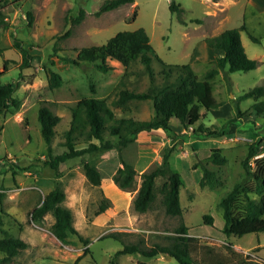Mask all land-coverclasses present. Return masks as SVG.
Here are the masks:
<instances>
[{
    "label": "rangeland",
    "instance_id": "1",
    "mask_svg": "<svg viewBox=\"0 0 264 264\" xmlns=\"http://www.w3.org/2000/svg\"><path fill=\"white\" fill-rule=\"evenodd\" d=\"M170 1L133 0L98 14L104 0H0V20L7 24L0 25V47L4 48L0 68L7 66L1 81L15 84V95L20 101L18 108L0 114V236L7 233L27 242L26 248L0 264H179L167 254L115 255L122 248V241L104 235L119 231L124 242L169 244L181 223L196 238L189 246L196 264H240L247 254L253 260L257 255L264 259V231L225 235L222 209L218 206L219 199L237 182L252 190L251 198L259 199L253 191L256 180L245 171L242 162L251 143L260 138V147L264 144V117L252 109V104L262 97H238L256 85H264V0H173L184 10V23L169 9ZM241 25L246 28L240 30L242 45L249 57L259 61L258 66L234 72L226 67L210 79L212 94L220 105L208 110L200 108L201 116L192 126L184 127L172 118L169 135L163 130L142 132L124 147L123 158L138 174L135 189H121L112 180L116 168L113 150L101 148L70 158L60 164L58 177L44 164L48 157L38 120L41 105L60 116L51 142L53 155L65 149L62 143L71 109L82 98L105 100L117 117L147 119L153 115L150 99L118 102L122 89L150 88L149 74L140 61L124 67L119 61L108 59L111 68L103 72L94 62L75 64L72 58L79 49L105 43L117 31L142 27L164 62H152L154 83L161 85L166 64L188 63L201 77L213 64L212 53L220 54L208 48L204 39ZM249 33L258 40H252ZM15 39L32 55L30 66L21 67L22 55ZM51 70L61 76L58 87L49 86ZM174 76L175 71L170 78ZM209 131L217 133L205 135ZM219 132L223 133L218 135ZM212 148H219L226 157L223 164L208 158ZM164 154L183 181L179 189L180 216L166 214L158 189L147 211L133 208L139 174L159 165ZM84 162L101 170L99 185L86 178ZM202 165L215 171L218 181L213 187L199 184ZM262 166L264 150L249 158L247 170L257 172ZM160 183L161 179L157 180L158 186ZM55 184L65 193L62 204L70 208L77 230L68 235L66 242L51 232L54 219L50 213L40 222L32 221L29 215ZM104 197L109 205L98 212ZM205 214L212 216L211 224L204 221ZM227 243L238 255L226 247ZM3 255L0 251V257Z\"/></svg>",
    "mask_w": 264,
    "mask_h": 264
},
{
    "label": "trees",
    "instance_id": "2",
    "mask_svg": "<svg viewBox=\"0 0 264 264\" xmlns=\"http://www.w3.org/2000/svg\"><path fill=\"white\" fill-rule=\"evenodd\" d=\"M131 2L133 0H104L97 13ZM169 9L177 14L180 22L184 23L181 17L184 10L179 4L171 0ZM0 25L7 27L6 22L2 20H0ZM243 29H246L245 25L228 28L215 36L204 39L209 48L219 51L220 54L213 57L212 66L201 77L194 73L188 63L166 64L168 68L162 70L165 81L161 85L154 83L152 62L153 60H157L162 64L164 62L155 52L150 43L149 35L142 27L134 30L117 31L105 43L84 46L79 49L76 56L72 58L75 64L94 62L95 66L103 72L111 68L107 62L108 59L117 60L124 67L136 60L140 61L149 74L150 88L146 91L122 89L119 93L118 102L126 103L132 99H150L153 104V115L147 119L117 117L105 100L92 97L82 98L71 109V118L68 128L64 132L62 143L65 149L61 153L53 155L51 142L55 134V125L60 120V116L47 106L41 105L38 108V120L41 125V134L47 144L48 157L44 164L53 169L56 177H58L60 175V164L70 158L97 151L101 148L113 150L116 153L114 162L116 168L111 174L112 180L121 189H135L138 174L133 165L123 158L121 150L134 141L139 133L163 130L169 135L172 131V118H176L184 127L192 126L201 116L200 108L208 110L211 107L220 105V102H217L212 94L210 79L226 67L229 72L247 71L256 68L259 63L257 59L246 54L240 39V30ZM249 37L254 41L258 40L250 33ZM14 43L20 49L22 55L21 67L30 66L32 55L20 44L19 40L15 39ZM3 49L0 47V53ZM6 69V64H3L0 68V114L10 109H16L20 104L18 97L15 95V84L1 81V75ZM173 71H175V76L170 78ZM61 82L60 74L51 70L49 86L58 87ZM248 97L254 99L262 97V99L252 104V109L256 115L264 117V85H256L244 91L238 99ZM233 120L234 118L230 119L229 122ZM199 131L201 132V128L198 129ZM216 133L215 131H209L205 135ZM222 133L219 132L218 135ZM81 143L83 145L78 146ZM260 145V138L254 144L251 143L248 147L247 156L242 162L245 171L250 173L256 180L253 191L259 195V199L251 198L249 192L252 190L237 182L218 201V206L222 209L224 218L222 232L227 236L264 231V166L257 172L247 170L249 158L258 151L264 150V144L261 147ZM208 158L216 164H223L226 161V157L221 154L219 148H212ZM83 168L88 181L93 185H99L103 175L98 166L84 162ZM201 168L203 173L199 179V184L213 187L218 181L215 171L204 165ZM139 177V186L132 200L133 208L136 211H147L152 206L158 189L162 194V203L166 214L170 216H180L182 214L179 189L183 181L180 174L171 168L167 154L162 156L159 165L149 171L140 173ZM159 179H161V183L158 186L157 180ZM64 198L65 193L55 184L29 212L30 219L34 222H40L45 214L50 213L54 219L50 230L61 242H66L69 234L77 233L72 224L73 217L70 208L62 204ZM106 199L104 197L100 201L98 212H102L108 207L109 204ZM203 217L206 223L211 224L213 222L211 215L205 214ZM2 223L3 218L0 214V225ZM175 233L171 243H154L150 246L141 244L140 240L137 242H124L120 238L121 232L119 231L109 232L104 236L122 241V248L117 250L115 255L140 253L146 257H153L159 254H167L174 257L179 264H196L189 247L190 243L196 239L195 236L188 234V227L183 223L175 229ZM5 234L0 236V251L5 253L0 257V263L10 261L20 250L27 246V242L22 238ZM226 247L238 255L230 243H227ZM258 262L264 264V259L257 255L256 259L253 260L249 254L239 261L240 264ZM111 264L115 263L112 262Z\"/></svg>",
    "mask_w": 264,
    "mask_h": 264
},
{
    "label": "crops",
    "instance_id": "3",
    "mask_svg": "<svg viewBox=\"0 0 264 264\" xmlns=\"http://www.w3.org/2000/svg\"><path fill=\"white\" fill-rule=\"evenodd\" d=\"M206 45V44H205ZM207 46V45H206ZM208 47V46H207ZM209 48V47H208ZM211 49V48H210ZM218 54L217 53H212V57H211V60L213 57L217 56Z\"/></svg>",
    "mask_w": 264,
    "mask_h": 264
}]
</instances>
